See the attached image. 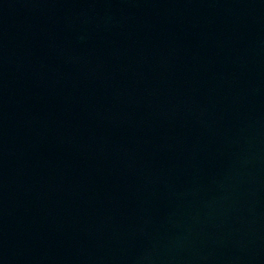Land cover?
<instances>
[{
	"label": "water",
	"instance_id": "water-1",
	"mask_svg": "<svg viewBox=\"0 0 264 264\" xmlns=\"http://www.w3.org/2000/svg\"><path fill=\"white\" fill-rule=\"evenodd\" d=\"M0 264H264V0H0Z\"/></svg>",
	"mask_w": 264,
	"mask_h": 264
}]
</instances>
